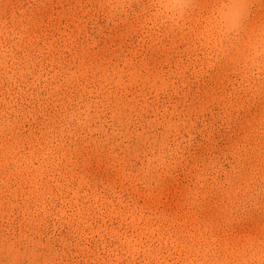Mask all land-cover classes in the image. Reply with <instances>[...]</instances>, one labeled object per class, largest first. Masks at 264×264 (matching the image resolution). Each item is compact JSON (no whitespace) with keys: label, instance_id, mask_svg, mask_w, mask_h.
Here are the masks:
<instances>
[{"label":"rangeland","instance_id":"rangeland-1","mask_svg":"<svg viewBox=\"0 0 264 264\" xmlns=\"http://www.w3.org/2000/svg\"><path fill=\"white\" fill-rule=\"evenodd\" d=\"M0 264H264V0H0Z\"/></svg>","mask_w":264,"mask_h":264}]
</instances>
